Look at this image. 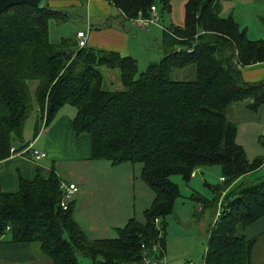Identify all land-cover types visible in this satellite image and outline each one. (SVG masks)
Segmentation results:
<instances>
[{"label": "trees", "instance_id": "trees-1", "mask_svg": "<svg viewBox=\"0 0 264 264\" xmlns=\"http://www.w3.org/2000/svg\"><path fill=\"white\" fill-rule=\"evenodd\" d=\"M46 1L36 8L13 6L0 15V163L22 141L36 108L46 113L49 126L71 106L76 111L72 136L90 137L91 160L141 165L154 198L142 222L132 218L116 229L115 239L92 240L73 218L75 202L66 210L60 206L61 180L54 169L37 168L33 180H20L16 193L0 187V238L33 244L51 264H82L78 255L90 264H144L145 253L158 260L165 252V218L180 196L172 176L188 183L195 170L218 166L223 185L213 191L219 192L215 202L221 209L203 264H252L258 236L248 239L245 228L264 217V178L251 182L246 176L260 170L264 155L248 160L227 112L241 103L252 113L264 107V80L246 82L241 72L264 63V41L249 40L232 16L221 17L225 0H188L183 26L167 28L163 44L170 51L139 73L135 59L79 49L76 36L51 43L48 22L60 13ZM107 1L122 23L150 18L156 4ZM160 3L161 10H170L168 0ZM102 66L119 70L121 91L102 90ZM190 68L191 80L175 78L193 74ZM160 220L162 236L155 225Z\"/></svg>", "mask_w": 264, "mask_h": 264}, {"label": "rangeland", "instance_id": "rangeland-1", "mask_svg": "<svg viewBox=\"0 0 264 264\" xmlns=\"http://www.w3.org/2000/svg\"><path fill=\"white\" fill-rule=\"evenodd\" d=\"M46 2V0H41V6ZM221 7V17L232 16L239 28L246 31L249 40L264 41V0H225L221 3ZM158 8L161 10L162 5H158ZM59 13L58 19L51 18L48 22L51 43H59L61 38H73L78 29H85V7L67 9ZM95 29L98 28L95 27ZM146 37L148 36L145 34L144 41L148 50L144 54L141 52L137 57L139 73L144 71L150 63L159 62L162 58L158 54L160 48L154 45L152 40H147ZM140 43L142 44V42ZM190 69L192 70V68ZM192 72L193 74L188 73L185 78L179 76L175 78L191 80L194 77V71L192 70ZM35 85L34 82L30 83L31 91ZM115 87L113 85L110 90L118 91ZM65 108L75 112L71 106H65ZM39 114L42 116V113ZM44 117H46V113H44ZM227 119L236 124L238 130L236 142L243 147L248 160L252 161L263 156L264 107L258 113H252L245 108L244 103L236 104L229 108ZM45 120L47 121V119ZM94 165L95 170L92 173L86 170L82 171L84 178L76 181L78 182V192L70 199V202H75L73 218L87 237L95 238L94 233L91 232L90 224L100 223L102 218L104 221H108V215L117 216L115 212L118 210L117 219L112 220L114 226L123 228L129 218L142 222L144 220L143 213L150 207L154 194L141 178V165L124 163L113 166L109 161H96ZM194 173L195 178L192 177L188 183L179 175L172 176L171 180L177 185L180 196L175 202L173 211L165 218L164 256L156 260L153 256L147 258L148 254L145 253L147 261H144V264H203L208 235L221 209L220 205L215 202L219 192L213 190L223 185V178L218 166L201 167ZM62 178L69 181L70 176ZM263 178L264 165L257 172L246 176V179L251 182ZM207 202L208 205L205 204ZM123 211L128 214V217L119 215ZM92 216H94L93 221ZM155 225L161 231L162 236V221L156 222ZM255 225L248 230L245 228L247 231L245 233L257 232L260 230L259 228L264 227V221ZM103 229L100 231L101 235L97 234L98 238L115 239L117 237L116 229L104 227ZM154 251L156 254L158 253L157 250ZM263 252L264 233L259 235L254 247L252 264H263L259 261L263 258ZM78 258L82 264H90L88 259L80 255Z\"/></svg>", "mask_w": 264, "mask_h": 264}, {"label": "crops", "instance_id": "crops-1", "mask_svg": "<svg viewBox=\"0 0 264 264\" xmlns=\"http://www.w3.org/2000/svg\"><path fill=\"white\" fill-rule=\"evenodd\" d=\"M187 1L168 0L170 10L164 11L158 8V5L161 6L160 0H156L154 7L157 21L144 28H140L135 21L122 23L124 21H122L120 12L107 0H50L48 4L50 8L59 12L85 7V29H78L76 33L84 31L87 34V47L116 52L137 61V57L141 52L144 54L148 50L144 41L145 34L148 36L146 37L147 40H152L153 44L160 48L158 53L160 57L170 51V48H166L163 44L167 39V28L169 26H183L184 6ZM106 25L108 26L105 27ZM95 27L98 29H95ZM98 71L102 76V90L119 92L123 89L118 69H109L102 66L98 68ZM241 72L246 82L264 80V63L245 67L241 69ZM113 85L116 86L115 89H118V91L110 90ZM39 113L36 108L33 117L29 118L25 125L22 141L15 143L14 149L17 150L22 145H25V148L22 149L23 151L31 147V149L44 152L46 156L33 162L26 153L23 155H10L9 158L2 161L0 163V187L4 193H16L19 189L20 180H33L36 176L37 168L45 171L52 168L61 183L74 184L76 187H78V182L76 181L84 178L82 171L86 170L92 173L95 170L94 164L96 161L91 160L90 137L85 136L75 140L72 136V122L76 111L63 107L49 126H43V120L45 119ZM36 133L38 134L36 135ZM64 176H70L69 181L63 180L62 177ZM118 213L119 210L115 212L117 216L108 215V221H104L102 218L100 223L93 222L90 224L92 226L91 232L95 235L92 240L101 239L98 238L97 234L101 235L100 231L104 230L103 227L106 229H120L118 226H114L112 221L117 219ZM119 215L128 217V214H125L124 211ZM130 219L132 218H129L126 224ZM93 220L94 216H92ZM260 221L263 222L264 217L246 227V230L251 226H256L255 224ZM259 229L257 232L245 233V236L248 239L258 236L259 239V235L264 233V227ZM259 261L264 264L263 258ZM0 264H51V260L44 257L33 244H15L4 241L1 237Z\"/></svg>", "mask_w": 264, "mask_h": 264}, {"label": "built area", "instance_id": "built-area-1", "mask_svg": "<svg viewBox=\"0 0 264 264\" xmlns=\"http://www.w3.org/2000/svg\"><path fill=\"white\" fill-rule=\"evenodd\" d=\"M87 1H91V0H87ZM150 11H151L150 18H148V19L139 18V19L135 20V22L137 23V25L140 28H144V27H147L151 24L156 23L157 16H156L155 7L152 6ZM76 41H77V47L79 49L86 47L87 46V34L84 31L77 32L76 33ZM42 117L44 119H46V117H44V115ZM45 125H46V120H43V126H45ZM26 153L28 154V156L30 157V159L33 162L38 161L40 159H43L46 156L44 152H40L38 150L31 149V147L25 149L24 151L23 150L22 151H16L14 148H12L10 151V155H23ZM194 175H195V173L192 174V177H194ZM60 189L63 193V199L60 203V206L62 207L63 210H66L68 208V203L70 202L71 197L75 193L78 192V188L74 184L61 183ZM146 261H147V258L145 259V262Z\"/></svg>", "mask_w": 264, "mask_h": 264}, {"label": "water", "instance_id": "water-1", "mask_svg": "<svg viewBox=\"0 0 264 264\" xmlns=\"http://www.w3.org/2000/svg\"><path fill=\"white\" fill-rule=\"evenodd\" d=\"M41 0H0V15L8 8L18 5H29L31 7H39Z\"/></svg>", "mask_w": 264, "mask_h": 264}]
</instances>
